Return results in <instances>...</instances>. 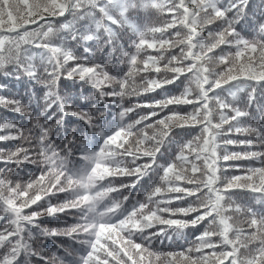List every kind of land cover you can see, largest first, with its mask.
<instances>
[{
    "label": "snow or ice",
    "instance_id": "6c2138e0",
    "mask_svg": "<svg viewBox=\"0 0 264 264\" xmlns=\"http://www.w3.org/2000/svg\"><path fill=\"white\" fill-rule=\"evenodd\" d=\"M0 80V264H264V0H0Z\"/></svg>",
    "mask_w": 264,
    "mask_h": 264
},
{
    "label": "trees",
    "instance_id": "16d2710c",
    "mask_svg": "<svg viewBox=\"0 0 264 264\" xmlns=\"http://www.w3.org/2000/svg\"><path fill=\"white\" fill-rule=\"evenodd\" d=\"M259 5H260V0H251V10L252 11H258ZM100 58L101 56L100 54H98L97 59H100ZM0 83L8 84L7 90L4 93H2L4 95L24 96L29 90L28 87H26V84L24 82H16L13 80H0ZM61 90L68 94L77 96L80 93V85L78 83L74 84L71 80L65 79L61 81ZM84 94L85 95L89 94L87 90V86H85ZM40 95H42V92L40 93ZM134 99L135 98H133V102H134ZM84 106H87V105H84ZM4 119L12 120L16 123H19L25 128L30 126L27 118L20 117L17 114L11 113L3 108H0V123H2ZM74 128L82 130L84 128V125L82 122L77 121L75 118L69 117L68 124H67V132H68L69 137L71 136L72 130ZM2 134H5V133L2 129H0V135ZM77 135L78 136L80 135L79 131L77 132ZM60 137L61 139H63V130H61ZM17 143H18L17 141L0 142V149L14 148ZM4 167L5 165L3 163H0V168H4ZM34 172H35V169L32 166L26 165L22 171L18 172V175L21 179L27 180L29 176H32L34 174ZM139 195H140V198L142 199L143 192L141 191ZM54 202H55V198H54ZM42 219H43V223L49 226H56L58 223L57 219L53 217H44ZM59 223H63V220H60ZM201 230L202 229L188 230L187 235L189 239L192 238L193 232L198 233ZM59 242H63V238H61ZM46 247L49 253L56 250L55 244H53L52 241H48ZM154 247L155 249H158L161 252L179 250V244L177 242L169 243L168 241H165L163 244H156ZM145 264H147V258H146Z\"/></svg>",
    "mask_w": 264,
    "mask_h": 264
}]
</instances>
